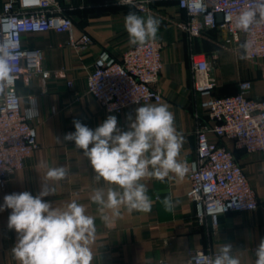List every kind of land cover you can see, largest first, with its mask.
Returning a JSON list of instances; mask_svg holds the SVG:
<instances>
[{
  "label": "crops",
  "instance_id": "crops-1",
  "mask_svg": "<svg viewBox=\"0 0 264 264\" xmlns=\"http://www.w3.org/2000/svg\"><path fill=\"white\" fill-rule=\"evenodd\" d=\"M5 0H0V12ZM69 12L75 26L74 39L82 34L89 36L92 44L76 53L68 44L67 34L47 32L24 34V49H37L42 54V68L51 73L47 80L39 77H20L17 91L21 97V110L27 113L35 107L39 115L29 119L36 127L38 147L26 162L23 170L14 173L4 190L3 197L13 192L29 191L34 196L39 192L42 179L47 180L49 167L64 166L69 175L60 181L47 180L55 189V196L45 197L63 207L77 200L87 208L89 215L96 217L97 234L93 245L92 264H189V253L198 251L219 252L223 243H230L241 264H255V248L264 238V154L247 155L234 148L235 160L245 171L259 201V208L252 212L228 213L218 218L216 226L208 219L201 221L195 216V206L187 194L191 189L189 166L196 156L195 114L203 118L200 97L193 89L191 53L205 54L209 59L217 55L212 63L210 77L217 82L216 96H231L241 80L252 81L251 98L264 96V61L251 70L239 56L217 47L202 38L189 39L178 24L186 20L184 11L174 3L156 2L152 12L141 13L131 6H120L116 0H72ZM129 11L141 16L159 19L157 36L163 42V69L159 75L157 89L162 95L161 103L167 104L174 115L175 127L183 134L184 143L179 159L186 163L188 171L183 177L172 175L164 180L149 178L142 181L148 186L152 199L150 212L120 209L113 217L111 211L106 223L100 219L97 206L91 195L97 185L88 160L73 142H60L66 133L75 131L73 120H80L95 129L108 115H115L118 127L127 130L126 117L134 116L135 109L121 114L107 113L86 95V76L95 60L107 53L120 57L130 46L124 28V17ZM211 60V59H210ZM248 63V62H246ZM72 82L69 88L67 82ZM3 94V92H2ZM2 95L0 96L1 101ZM155 104V103H149ZM144 105V104H142ZM200 120V119H199ZM170 197L174 208L166 211L161 201ZM10 209L0 212V264H18L11 253L17 235L7 228Z\"/></svg>",
  "mask_w": 264,
  "mask_h": 264
},
{
  "label": "built area",
  "instance_id": "built-area-1",
  "mask_svg": "<svg viewBox=\"0 0 264 264\" xmlns=\"http://www.w3.org/2000/svg\"><path fill=\"white\" fill-rule=\"evenodd\" d=\"M116 1L120 6H131ZM162 1L174 3L185 12L186 20L178 27L189 39L202 38L207 31H220L223 36L218 47L221 50L246 57L242 59L248 63L264 61V24L254 25L250 33H245L233 23L256 0H135L133 8L149 14L152 4ZM72 10V0H5L2 5L0 48L12 53L9 65L14 79L4 88L0 101V190L5 189L14 173L24 169L38 147L36 127L21 110L17 82L20 77H39L43 81L51 77L42 68L41 52L24 49L22 36L47 32L67 34L68 44L76 53L85 51L92 40L85 34L73 38L75 26L69 14ZM217 15H221V22L217 21ZM245 40L252 42L247 53L240 48ZM164 48L163 42L150 40L144 45H130L118 58L102 53L86 76V95L111 114L132 112L142 104L161 103L162 95L156 86L163 69ZM189 59L193 89L202 97L200 109L204 117L195 114L196 156L189 166L191 189L187 197L194 203L196 218L208 219L216 226L221 215L259 208L255 191L228 143L247 155L264 154V96L250 97V80L237 82L236 92L231 96H216L217 82L210 74L217 55L210 60L205 54L191 53ZM67 86L71 88L72 82L68 81ZM217 254L190 252L188 262L208 264L206 258Z\"/></svg>",
  "mask_w": 264,
  "mask_h": 264
},
{
  "label": "clouds",
  "instance_id": "clouds-1",
  "mask_svg": "<svg viewBox=\"0 0 264 264\" xmlns=\"http://www.w3.org/2000/svg\"><path fill=\"white\" fill-rule=\"evenodd\" d=\"M122 4L136 7L135 0H120ZM159 19L141 16L129 11L124 17V28L130 45H144L157 36ZM236 29L250 33L254 25L264 24V0H256L250 9L234 18ZM252 42L245 40L240 48L247 53ZM12 53L0 48V92L14 77L10 74ZM246 58V57H242ZM39 115L35 102L27 112L28 118ZM127 130L118 127L115 115H108L95 129L80 120H73L75 131L66 133L60 142H73L88 160L97 185L90 197L97 206L100 219L110 220L120 209L150 212L152 199L148 195L145 179L164 180L172 175L183 177L188 171L179 159L184 143L183 134L177 130L174 115L164 103L144 104L135 109L134 116L126 117ZM64 166L49 167L47 180L60 181L69 175ZM42 179L39 192H13L3 197L0 212L10 209L7 228L14 230L17 239L11 253L18 264H92L93 245L97 234L96 217L89 215L85 205L71 200L63 207L45 197L55 196V189ZM161 203L166 211L174 204L170 197ZM227 211V209L225 210ZM255 264H264V238L255 250ZM208 264H241L230 243H223L219 254L206 258Z\"/></svg>",
  "mask_w": 264,
  "mask_h": 264
},
{
  "label": "rangeland",
  "instance_id": "rangeland-1",
  "mask_svg": "<svg viewBox=\"0 0 264 264\" xmlns=\"http://www.w3.org/2000/svg\"><path fill=\"white\" fill-rule=\"evenodd\" d=\"M222 32L220 31H207L203 34V37L202 39H205L207 40L208 42L210 43H213L216 47H217V50H221L219 47H218V43L221 41L222 39ZM262 62L260 63H244L246 64L248 67L251 68V70L255 69L261 64ZM2 95V92H0V96Z\"/></svg>",
  "mask_w": 264,
  "mask_h": 264
},
{
  "label": "water",
  "instance_id": "water-1",
  "mask_svg": "<svg viewBox=\"0 0 264 264\" xmlns=\"http://www.w3.org/2000/svg\"><path fill=\"white\" fill-rule=\"evenodd\" d=\"M217 21H218V22H221V21H222V19H221V15H217Z\"/></svg>",
  "mask_w": 264,
  "mask_h": 264
}]
</instances>
